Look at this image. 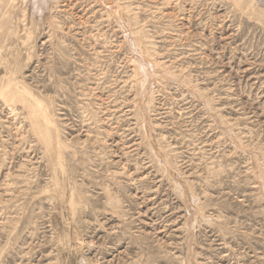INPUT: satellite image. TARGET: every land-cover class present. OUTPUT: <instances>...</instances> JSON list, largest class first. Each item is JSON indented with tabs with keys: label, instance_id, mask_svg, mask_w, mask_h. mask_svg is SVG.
<instances>
[{
	"label": "rangeland",
	"instance_id": "374dc122",
	"mask_svg": "<svg viewBox=\"0 0 264 264\" xmlns=\"http://www.w3.org/2000/svg\"><path fill=\"white\" fill-rule=\"evenodd\" d=\"M0 264H264V0H0Z\"/></svg>",
	"mask_w": 264,
	"mask_h": 264
}]
</instances>
